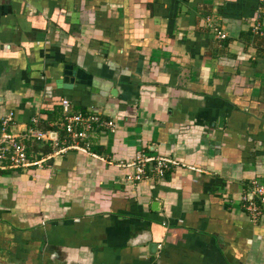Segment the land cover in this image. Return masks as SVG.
Masks as SVG:
<instances>
[{"label":"crops","instance_id":"obj_1","mask_svg":"<svg viewBox=\"0 0 264 264\" xmlns=\"http://www.w3.org/2000/svg\"><path fill=\"white\" fill-rule=\"evenodd\" d=\"M255 22L264 37V0H0L9 130L64 142L63 98L115 123L50 156L23 139L30 164L0 168V264H264V213L242 206L264 184ZM138 150L175 163L131 186Z\"/></svg>","mask_w":264,"mask_h":264},{"label":"built area","instance_id":"obj_2","mask_svg":"<svg viewBox=\"0 0 264 264\" xmlns=\"http://www.w3.org/2000/svg\"><path fill=\"white\" fill-rule=\"evenodd\" d=\"M205 27L211 29L216 37L220 40L226 38V32L219 24L207 15L204 18ZM260 29V22H255L252 26L254 33ZM63 110L65 111L64 119L61 123L64 132L67 134V139L62 142L60 138L52 130H41L36 127H29L23 134L12 132L9 127L14 122V112L8 111L0 115V168L6 167H23L30 164L27 156L26 144L23 139L45 141L52 146L51 154L62 153L74 147L73 144L66 143V140L86 139L89 131L94 127H105L110 131L115 128V123L112 119L102 117V114L97 110H90L86 113L78 112L68 114L70 103L66 98L61 99ZM36 122V117L32 118ZM84 148L88 150V142ZM41 160H38L39 163ZM175 161L165 155H150L144 150H138L130 160L124 162V166L129 167L125 175V182L131 186H135L140 181L146 178H163L166 172L171 168ZM251 196L245 194L242 197L243 208L250 215L251 220H256L264 213V184L253 180L251 182Z\"/></svg>","mask_w":264,"mask_h":264},{"label":"trees","instance_id":"obj_3","mask_svg":"<svg viewBox=\"0 0 264 264\" xmlns=\"http://www.w3.org/2000/svg\"><path fill=\"white\" fill-rule=\"evenodd\" d=\"M260 31V30H259ZM259 31L256 33H253L252 29L249 28L248 30V35L250 36V39L254 42H256V40L258 39V43L261 42V40H264L263 36H260Z\"/></svg>","mask_w":264,"mask_h":264},{"label":"water","instance_id":"obj_4","mask_svg":"<svg viewBox=\"0 0 264 264\" xmlns=\"http://www.w3.org/2000/svg\"><path fill=\"white\" fill-rule=\"evenodd\" d=\"M249 196H250V194H249ZM154 245V244H153ZM151 247H153V246H151Z\"/></svg>","mask_w":264,"mask_h":264}]
</instances>
